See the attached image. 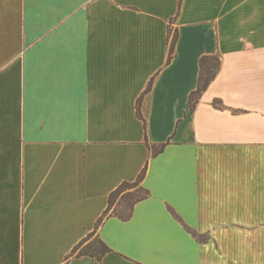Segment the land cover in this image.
I'll return each mask as SVG.
<instances>
[{
    "label": "crops",
    "instance_id": "0c3cea01",
    "mask_svg": "<svg viewBox=\"0 0 264 264\" xmlns=\"http://www.w3.org/2000/svg\"><path fill=\"white\" fill-rule=\"evenodd\" d=\"M180 1L0 0V264H264V0Z\"/></svg>",
    "mask_w": 264,
    "mask_h": 264
},
{
    "label": "trees",
    "instance_id": "16d2710c",
    "mask_svg": "<svg viewBox=\"0 0 264 264\" xmlns=\"http://www.w3.org/2000/svg\"><path fill=\"white\" fill-rule=\"evenodd\" d=\"M183 0L180 1V8L182 6ZM178 39V33L174 34L173 39L170 43V51L168 62H170L175 56V47ZM221 68V60L218 56H203L200 60V75L198 86L196 90H194L189 97L188 106L190 112L193 113L200 98L203 93L207 90L210 83L216 77L218 71ZM152 88V82L149 84L148 88L145 91V94L149 93ZM138 116L143 119L141 113V99L138 102ZM166 144L161 145H150L148 144L150 150L154 155L159 154L165 147ZM146 173V169L140 174L139 178L135 182H124L120 185V187L111 193L108 202V208L105 211L103 217L99 220L98 225L108 216H115L123 221H128L131 219L133 215L134 207L140 201L147 199L150 196V191L146 189L142 185V181L144 179ZM172 214L176 219H178L186 230L198 241V242H206L208 240L207 236L199 234L197 231L190 228L188 225L184 223V221L180 218V216L170 209ZM94 234H92L93 236ZM92 236L90 238H92ZM88 238L80 245H78L72 255H76L77 257L87 256L90 257L97 262H101L102 258L112 250L109 246L103 242L100 238L95 237L89 243Z\"/></svg>",
    "mask_w": 264,
    "mask_h": 264
}]
</instances>
